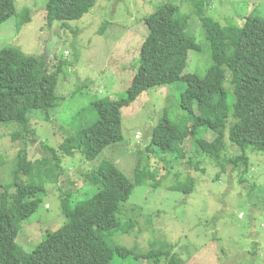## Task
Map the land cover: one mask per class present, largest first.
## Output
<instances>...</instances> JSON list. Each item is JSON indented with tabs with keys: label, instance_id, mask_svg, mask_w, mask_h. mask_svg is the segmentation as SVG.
<instances>
[{
	"label": "trees",
	"instance_id": "1",
	"mask_svg": "<svg viewBox=\"0 0 264 264\" xmlns=\"http://www.w3.org/2000/svg\"><path fill=\"white\" fill-rule=\"evenodd\" d=\"M212 1L192 0L213 62L203 76L184 72L189 51L199 50L200 46L186 26L178 25L179 8L170 1L163 2L144 20L148 34L125 96L95 99L92 104L97 117L91 123L75 125L74 117L70 118L74 132L57 148L40 141L43 154L33 160L26 147L28 141H38L31 131V112L41 110L44 120H49L51 111L64 101L55 90L67 63L56 58L57 63L48 69L42 56L26 55L18 47L0 48V123H17L19 128L12 131L11 138L26 142L18 152L12 180L0 186V264H112L117 256L129 258L133 264H140L141 258L152 264L162 260L165 264H182L172 252V244L160 248L154 240L147 251L141 252L112 241L117 231L121 235L132 233L137 224L130 216L126 226L118 215L125 212L134 187L146 186L152 178V172L146 173V167H140V159L133 177L107 160L97 168L80 172L85 185L79 191L66 189L60 197L63 225L49 231L30 250L17 241V236L21 223L39 209L47 192L46 183L63 173L62 156H74L80 151L87 161H92L107 146L121 142L122 106L156 86L185 84L178 105L183 115H170L164 109L146 143V155H170L185 161L188 168L201 171L202 161L189 154L187 142H191L195 153L213 156L222 170L238 171L240 183L248 179L245 175L252 165L247 150L264 154V18L249 14L242 25L225 26L206 12ZM95 2L47 0L45 20L51 27L59 23L64 29L68 21L88 13ZM14 13V0H0V24ZM226 83L231 87L227 88ZM226 139L239 151L228 154ZM152 186H158V182ZM183 186L192 189L194 183L190 180L188 186ZM178 188V184L169 187Z\"/></svg>",
	"mask_w": 264,
	"mask_h": 264
},
{
	"label": "rangeland",
	"instance_id": "2",
	"mask_svg": "<svg viewBox=\"0 0 264 264\" xmlns=\"http://www.w3.org/2000/svg\"><path fill=\"white\" fill-rule=\"evenodd\" d=\"M14 1L15 13L0 24V48L18 47L26 55L42 56L48 69L57 63L56 58L67 65L55 90L56 95L64 97L61 105L51 111L49 120H44L41 110L31 112V131L38 141H28L27 146L23 139L13 140L11 133L19 128L18 124L0 123V186L12 180L21 147L26 145L30 159L41 157L44 150L40 141L57 148L74 132L70 118L74 117L75 125H88L97 117L92 104L95 99L125 96L148 34L144 20L161 3L170 1L179 8L178 25L186 26L200 46L199 50L189 51L184 72L203 76L213 63L192 0H96L88 13L68 21L64 29L59 23L52 27L47 24V0ZM206 12L222 25L240 26L249 14L264 18V0H213ZM103 28V33H98ZM226 87H231L230 83ZM184 88L182 82L156 86L123 105V140L107 146L94 160L87 161L80 151L74 156H62L63 173L56 182L46 183L43 201L37 212L21 223L17 241L30 250L49 231L63 225L60 197L66 189L79 191L85 185L80 172L97 168L107 160L133 177L136 161L140 159V167H146V173L152 172V178L146 186L134 187L124 206L126 215H118L126 226L128 217L135 218L134 232L121 235L117 231L112 238L114 243L141 252L147 251L154 240L160 248L172 244V252L182 264H264L263 153L247 150L252 167L244 183L239 182L238 171L222 170L213 156L195 153V144L190 145L191 142H187L189 154L202 161L201 171L188 168L185 161H177L170 155H146V143L164 109L170 115H183L178 105ZM229 100L233 101L232 95ZM82 107L81 115L77 116ZM226 142L231 146H227L228 154L239 151L228 139ZM190 180L194 187L186 189L183 184L188 186ZM156 182L158 186H152ZM175 184L179 188L170 190ZM112 264L133 263L129 258L117 256ZM140 264L152 261L141 258ZM159 264H165L164 260Z\"/></svg>",
	"mask_w": 264,
	"mask_h": 264
}]
</instances>
